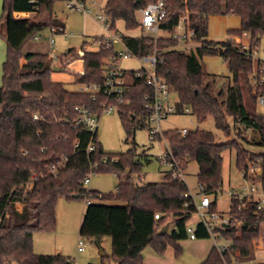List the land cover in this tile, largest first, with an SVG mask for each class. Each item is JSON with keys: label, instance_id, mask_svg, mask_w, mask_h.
I'll return each instance as SVG.
<instances>
[{"label": "trees", "instance_id": "trees-1", "mask_svg": "<svg viewBox=\"0 0 264 264\" xmlns=\"http://www.w3.org/2000/svg\"><path fill=\"white\" fill-rule=\"evenodd\" d=\"M57 1H3L0 37L6 43L7 55L0 87V264H77L65 255L34 251L35 234L56 231V209L61 198L91 201L80 236L97 242L110 238L112 254L104 257L117 264H144L148 248L164 256L169 246L178 259L183 252L179 243L189 239L187 224L197 214L187 184L173 178L171 171H166L162 182H134V176L140 175L150 162L145 151L137 153L135 142L136 130L147 127L151 114L147 105L154 95L146 83V70H122L127 102L117 112L126 133L125 142L131 143L132 148L124 154H108L97 132L91 133L78 124V108L86 107L100 118L104 104L115 101L103 90L95 94L69 91L63 83L52 80L54 69L48 55L25 51L34 37L45 30H65L64 23L54 15ZM153 1L107 0L103 13L110 30L116 32L119 21L127 31L137 30L138 12ZM165 3L167 18L161 29L173 32L186 15L187 27L195 32L192 43L197 46L192 52L178 47L179 42L171 36H125L124 43L138 58L156 53L157 75L176 97L177 112L188 108L199 124L213 118L218 131L228 139L218 141L213 132L202 129L188 131L185 136L178 130L163 132L174 162L184 172L190 162L198 160L200 152H206L208 160L200 169L198 183L205 194L216 200L224 183L223 153L235 151L240 172L251 165L262 171L256 179L264 189V153L250 148L264 149V114L256 110L258 97L264 94V82H260L264 62L255 64L253 59L254 49L261 42L264 45V0ZM16 13L33 16L16 19ZM213 16H238L241 27L229 31L226 41H209V18ZM243 35L249 36L245 50L232 39ZM90 44L91 41L83 42L81 51L70 49L63 58L75 56L82 60L83 70L74 76L75 85H97L103 89L116 49L103 46L87 50ZM217 56L224 60L230 77L227 87L215 91L217 77L205 72L201 59ZM23 59L25 64L21 63ZM246 96L254 108H248ZM35 115L39 118L34 119ZM249 132L250 137H244ZM91 145L94 149L88 152ZM91 173L114 174L122 181L115 192L104 194L86 187L85 179ZM15 199L23 201L25 214L19 212ZM108 201L124 205L101 203ZM209 212L218 213L216 201L211 203ZM227 216L228 223L213 230L218 238L227 241L225 251L220 253L216 246L212 247L201 264L254 261V244L264 240V208L259 209L258 203L246 199H231ZM166 225L170 229L162 234ZM194 233L199 240L212 238L203 221Z\"/></svg>", "mask_w": 264, "mask_h": 264}, {"label": "rangeland", "instance_id": "rangeland-1", "mask_svg": "<svg viewBox=\"0 0 264 264\" xmlns=\"http://www.w3.org/2000/svg\"><path fill=\"white\" fill-rule=\"evenodd\" d=\"M81 0H59L54 4V15L59 21L64 23V34L51 35L49 30H45L41 33L42 39L39 41L33 40L27 45L26 51L31 49L33 52H39L45 55H49L52 51L57 57H61L58 60H52V68H59V71H54L51 74V78L55 82H61L69 91H76L77 86L74 84V76L78 72H82L83 64L79 57L63 58L70 49L81 51L84 41H91L95 36L105 35L108 36L107 30L103 23L96 20V13L102 15L101 8L106 0H96V5L90 6L92 0H86V4L90 6L91 13L83 14L77 10L68 7V4L72 2H78ZM1 6V14L2 16ZM29 18V16H20L19 19ZM32 18V16H30ZM183 18H186L184 15ZM239 19L235 16H213L209 18V38L214 42L226 41L229 38L228 32L237 28ZM116 28L120 30V33L126 36H140L150 35L148 32L140 33L139 31H127L123 23H117ZM117 34V33H116ZM160 37H165L164 33H160ZM53 38L54 46L51 47L49 40ZM208 38V40H209ZM233 39L240 44L249 45V36L243 35L234 36ZM0 41L6 46L5 41L0 37ZM197 45L195 43H189V48L186 52H192ZM116 49L122 51V46L117 44ZM88 50H96L95 45L87 47ZM181 48V47H180ZM183 50V49H182ZM68 59V60H67ZM255 64L260 60L264 62V45L263 42L259 43L257 50L253 57ZM25 64L24 59L21 61ZM205 72L217 77L215 84V91H218L229 85L230 72L226 66L224 60L217 57H204L201 59ZM117 67L127 70L136 71L144 66L138 61V59L130 58L120 60L116 63ZM147 66V65H145ZM3 85V69L0 68V87ZM177 101L176 97H172ZM246 103L248 108H254V105L249 102L248 96H246ZM256 110L259 113L264 114V108L257 102ZM161 131H175L187 129L188 131H195L197 129L207 130L213 132L218 141L226 142L228 139L218 131L214 124L213 118H209L205 123L199 124L196 118L192 114L184 112H175L169 115L160 124ZM98 140L102 145L104 152L108 154H124L132 148L131 143H126V133L121 123L119 113L117 111L111 113H104L99 119V125L97 130ZM234 137V135H233ZM244 137L249 138L250 132L245 133ZM232 138V137H231ZM135 142L137 147V153L146 152L150 158V162L146 164L140 175L134 176V182L137 184L143 183H158L164 180V171L169 167L164 165L159 160V156L163 151L167 149V143L165 141H151L149 137L148 127L140 128L136 130ZM252 150L259 153H264L263 148L250 147ZM208 160V154L206 152H200L198 154V160L192 161L188 164L187 169L184 171L183 180L188 186V189L196 201L201 199L200 186L198 183V174L203 165H206ZM240 171L236 167V155L235 151H226L223 153V186L222 193L215 197L210 196L211 202L216 201V208L218 213L227 215L231 206V197L228 193L230 186L243 187L246 186L245 181L241 178ZM122 180L114 174L100 173L91 176V182L87 185L88 189L97 190L101 193L107 194L116 191V187ZM87 208L86 201L84 200H66L61 198L58 201L56 214H57V228L53 233H39L35 234L34 251L36 254H56L57 251L53 246H60L64 250V255L72 258L77 264H115V261L102 257L110 256L112 254V243L110 238H103L100 242L83 240L80 236V229L83 222L85 210ZM227 217V216H226ZM201 220L199 214H195L189 224L192 226L198 224ZM189 227V226H188ZM213 235L211 239L205 240H185L179 243L182 247V255L177 259L175 257V251L172 246H169L164 256L172 255L176 264H201L206 258L209 250L218 245H227V241L222 238L216 237L217 243ZM84 241L85 252L78 253L79 240ZM258 242V241H257ZM257 242L254 247L257 249ZM46 245L47 248L40 249V246ZM45 252V253H43ZM169 252L171 254H169ZM150 253L155 254L151 248H148L144 252V257ZM173 253V254H172ZM258 260L264 262V255H258ZM243 264V263H241ZM245 264V263H244Z\"/></svg>", "mask_w": 264, "mask_h": 264}, {"label": "built area", "instance_id": "built-area-1", "mask_svg": "<svg viewBox=\"0 0 264 264\" xmlns=\"http://www.w3.org/2000/svg\"><path fill=\"white\" fill-rule=\"evenodd\" d=\"M92 4L90 6L96 5V0H92ZM86 4V0H81L78 2H72L71 4H68L69 8H72L74 10H77L83 14H90L91 8ZM103 8H101L102 15L100 13H96V20L103 23L104 27L108 31V36H98L97 39L91 40V45H95L97 49L105 46L107 49L115 48L116 45L120 44L122 46V51L116 49V55L112 57V59L109 61V66L111 67V70L109 71L107 75L106 83L104 84L103 89L100 88V86L97 85H77V92L81 93H92L95 94L99 92L100 90H103L105 94L109 96V98L113 99L115 103L110 104H104V113H111L118 110V107L124 103H126L125 99V77L122 72V69L117 67L116 63L120 60L124 59H130L135 58L138 59L140 63H142L144 66H142L143 69L146 70L147 76H146V83L148 86H150L154 92L153 98L151 102L147 105V109L150 110L151 114L146 120L147 127L149 129V137L151 141H165L168 146L167 140L163 137V132L161 131V122L165 120L169 115L174 114L177 112V101L174 100L173 93L170 89V87L167 85V83L164 81V79L157 75L156 72V62H157V56L156 53L143 57L138 58L136 57L125 45L124 38L125 34L111 31L109 28V23L106 18V16L103 13ZM21 15H17V19L20 18ZM138 18H139V30L141 33L148 32L153 38L157 39L160 36V33H164L166 36H171L173 39L177 40L179 42V46L185 50L189 48V43L192 42V40L195 37V32L190 30L186 25V18H183L180 22L177 28L173 32H164L161 29L162 23L167 18V8L165 0H154L152 3L148 4L145 8L141 9L138 12ZM51 35L54 34H64V29L62 28H52L49 30ZM117 33V34H116ZM165 36V37H166ZM41 33L36 35L34 37V40L39 41L41 40ZM233 39V38H232ZM49 43L51 47L54 46V40L51 38L49 40ZM87 46V47H89ZM242 50H245L248 48V46L241 44ZM86 49L88 50V48ZM96 49V50H97ZM257 47L253 51V57L254 53L256 52ZM48 58L52 60H58L59 57H57L52 51L49 53ZM25 62V60H24ZM147 65V66H145ZM141 68V69H142ZM260 82H264V74L261 76ZM93 98H95L93 96ZM258 103L264 108V94L260 95L258 97ZM184 112L187 114H190V110L188 108H184ZM79 113V120L78 124H81L84 126L88 131L91 133H96L98 130L99 125V117L97 115H94L88 108L81 107L78 108ZM39 116L35 115L34 119H38ZM188 133L187 129H182L179 131V134L181 136H185ZM94 149V146L91 145L88 148V152H92ZM160 162H162L164 165H167L169 167L168 171L172 172V177L175 179H181L183 180L184 172L181 171L177 165L176 162L173 160L172 152L167 147L166 151H163L161 155L159 156ZM260 174V170L257 166L251 165L247 171H243L240 173L241 178L245 181L246 186L243 187H234L230 186L229 188V195L231 199L237 200L242 202L244 199L252 202L258 203L259 209L264 208V189L262 188L261 184L256 179L257 176ZM94 175L91 173L86 179H85V185L90 184L91 182V176ZM184 181V180H183ZM200 195L201 199L199 202L196 201L195 197L191 195L193 202L195 203L197 207V214L200 215L201 221H203L206 225V228L208 232L213 236L216 235L213 233V230L215 228H222L224 225L228 223V216H222L219 213H210L209 207L211 205L210 196L204 193V188L200 186ZM222 192H219V195ZM91 204L90 200L86 201V205ZM242 206L240 207V209ZM156 219H159V215L155 216ZM217 237V235H216ZM214 238L215 242L217 243V238ZM189 238L194 240L196 239V235L194 233V230L189 229ZM84 241L79 240L78 242V251L84 252L85 247L83 244ZM217 249L220 253H223L225 251V245H218L215 244ZM241 264V263H240ZM251 264H257L255 261H252Z\"/></svg>", "mask_w": 264, "mask_h": 264}, {"label": "crops", "instance_id": "crops-1", "mask_svg": "<svg viewBox=\"0 0 264 264\" xmlns=\"http://www.w3.org/2000/svg\"><path fill=\"white\" fill-rule=\"evenodd\" d=\"M3 1L4 0H0V14H1V6H2V3H3ZM106 2H107V0H106ZM106 2L104 3V5L102 6V7H104L105 6V4H106ZM3 9V8H2ZM24 15V16H33L32 14H29V13H16L15 14V18L17 19V15ZM222 17H225V16H222ZM235 17H237L238 19H239V24H238V26H237V28H234V29H240V27H241V19L238 17V16H235ZM118 23H123L122 21H119ZM124 24V23H123ZM64 27H65V25H64ZM134 31H139L140 32V30L139 29H137V30H134ZM117 32H121L120 30H118L117 29ZM107 33H108V31H107ZM141 33V32H140ZM143 34V33H142ZM101 36H105L104 34L103 35H101ZM97 37V36H96ZM136 37V36H135ZM208 38H209V36H208ZM92 40V39H91ZM209 41H211L210 40V38H209ZM85 42V41H84ZM27 49V48H26ZM26 49H25V51H26ZM26 52H28V53H39V52H33L31 49H29V51L27 50ZM6 55H7V47L0 41V68L2 67V69H3V64H4V62L6 61ZM55 71H59V68L58 67H55ZM123 70V69H122ZM230 77V76H229ZM228 77V78H229ZM77 86V85H76ZM166 171H168V170H166ZM166 171H164V177H165V173H166ZM15 202L17 203V207H18V210H19V212L21 213V214H25V205H24V203H23V201L22 200H20V199H15ZM102 204H106V205H115V206H117V205H124L122 202H120V201H108V202H101ZM86 211V210H85ZM221 215H223L224 216V214H222V213H220ZM225 216H227V215H225ZM190 222V221H189ZM189 222H188V228H190L191 227V225L189 224ZM200 222H201V220H200ZM196 226H197V224L196 225H194V226H192L193 228H191L192 230H194L195 228H196ZM169 229H170V226H169ZM168 229V230H169ZM35 236H34V245H35ZM188 240H191V241H196V240H199V239H194V240H192V239H188ZM182 242V241H181ZM54 248H52V249H55V251H57V253L56 254H60V255H64V250H63V248H61L60 246H53ZM44 249V248H47V246L46 245H44V246H40V249ZM212 249V248H211ZM210 249V250H211ZM210 250H209V252H210ZM85 252V251H84ZM84 252H79L78 251V253H84ZM146 252V251H145ZM208 252V253H209ZM43 253H45V252H43ZM169 254H171L170 252H169ZM173 254V253H172ZM47 255H54L53 253H51V254H47ZM208 255V254H207ZM258 255H264V240L263 239H260L258 242H257V249L255 250V258H254V261L256 262V263H264L263 261H261V260H258L257 259V257H258ZM102 257H104V255L102 256ZM207 257V256H206ZM84 264V263H83ZM115 264H117L116 262H115ZM144 264H176L175 263V260H174V258H173V256L172 255H168L167 254V256H158V255H156V254H152V253H150L149 255H147L146 257H144Z\"/></svg>", "mask_w": 264, "mask_h": 264}, {"label": "water", "instance_id": "water-1", "mask_svg": "<svg viewBox=\"0 0 264 264\" xmlns=\"http://www.w3.org/2000/svg\"><path fill=\"white\" fill-rule=\"evenodd\" d=\"M56 69L54 68V71H55ZM262 173V171H260V174ZM168 229H169V225H166L164 228H163V230L161 231V233L162 234H164V233H167L168 232Z\"/></svg>", "mask_w": 264, "mask_h": 264}]
</instances>
